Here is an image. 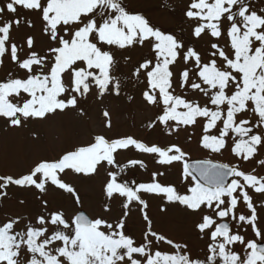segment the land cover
I'll list each match as a JSON object with an SVG mask.
<instances>
[{"label": "snow or ice", "instance_id": "obj_1", "mask_svg": "<svg viewBox=\"0 0 264 264\" xmlns=\"http://www.w3.org/2000/svg\"><path fill=\"white\" fill-rule=\"evenodd\" d=\"M182 16L187 34L161 29L126 0H0V67L7 61L16 69L0 79V119L8 128L69 111L86 121L83 104L90 96L102 102L124 94L131 102L136 97L125 90L137 89L155 110L149 129L162 126L168 137L184 132L209 154L190 163L179 143L161 146L95 132L24 173L0 174V201L15 188L32 192L40 208L0 218V264H264V228L250 194L264 197V175L256 167H264V0H186ZM30 17L40 24L43 47L35 34L20 41L13 36L22 24L35 28ZM193 40L204 41V49L197 50ZM137 47L147 54L135 62L118 55ZM102 117L110 130L106 107ZM130 150L152 156L159 166L150 182L125 178L129 168H147L141 159L118 161L120 152ZM226 151L236 163L212 158ZM253 161L250 171L242 168ZM176 164L183 191L158 179ZM101 172L106 202L89 216L64 177ZM50 191L70 196L71 214L51 205ZM142 193L162 199L161 212L173 206L192 218L204 241L202 256L186 241L154 230ZM116 201L121 211L113 216ZM133 207L145 223L139 241L127 228Z\"/></svg>", "mask_w": 264, "mask_h": 264}, {"label": "rangeland", "instance_id": "obj_2", "mask_svg": "<svg viewBox=\"0 0 264 264\" xmlns=\"http://www.w3.org/2000/svg\"><path fill=\"white\" fill-rule=\"evenodd\" d=\"M126 2L131 10L142 12L154 25L161 29L173 31L177 34H187L188 25L183 22L182 16L186 0H126ZM254 2L261 4V0H254ZM21 18L23 19V16ZM30 18L34 20L35 28L28 29L22 24L19 31L13 32V36L17 41H20L26 34H35L37 46L43 47L46 41L40 36V24L34 17ZM192 43L196 45L199 51H202L205 47L202 40H193ZM146 54L147 49L139 47L122 54L118 53V55H130L133 62L141 59ZM121 66H124L123 60H121ZM8 70L16 72L15 67L6 61V67H0V79L5 77ZM125 91L136 98L129 102L126 95L122 94L119 98L106 96L100 102L90 96L83 104L88 110V119L86 121L80 120L75 113L69 111L48 121H29L26 127L12 129L8 128L5 122L0 119V174L24 173L39 159H54L66 148L85 143L89 139L90 134L95 132H105L107 136L113 138L131 135L149 144L159 143L161 146L169 142H175L183 145L185 150L190 153V160L209 158V154L198 147L196 137H193L189 143L184 132L168 137L162 130V126L149 129L147 124L153 119L155 110L147 107L142 102L137 89H126ZM105 107L110 112L112 119V128L110 130L103 128L102 109ZM196 131L198 136L199 129ZM212 158L222 162H237L235 157L231 156L227 151L223 156L216 155ZM259 158L262 157L258 156L257 159ZM117 159L121 164L126 163L129 159H141L146 163V169H141L137 166L126 170L125 178L130 183L131 181L138 183L150 182V173L159 167L155 164L152 156L141 154L134 150L120 152ZM241 166L244 170L250 171L256 165L253 161L242 163ZM180 167L179 164H176L167 168L165 176L158 177V179L162 183H175L183 191L179 181ZM256 167L257 174L264 175V167ZM64 179L76 187L83 201V210L89 216H95L101 211L102 205L106 202V198L102 194L103 172H101V175L92 178L69 173ZM250 194L253 195L261 217L260 226L264 228V208H261V202L264 201V197L259 194ZM141 195L143 199L148 201L149 208L147 211L153 220L154 230L166 234L174 240L186 241L194 253L203 255L201 250L204 248V241L199 240L193 230L192 218L185 216L183 212L173 206H167L168 210L161 212L160 208L164 206L162 199L150 194L142 193ZM19 199H24L27 202L26 205L20 206L17 203ZM47 199L53 207L63 206L71 214L73 203L68 194L50 191ZM243 210L247 211L246 209ZM38 211H40L39 203L32 192L29 191L11 188L9 190V198L0 201V218H3L5 214L32 215ZM120 211L119 201L113 202L112 215H119ZM127 228L128 232L138 241L141 239L145 223L135 207H133L132 214L127 221ZM247 238H252L250 230L247 233ZM164 250L171 251L168 248Z\"/></svg>", "mask_w": 264, "mask_h": 264}, {"label": "water", "instance_id": "obj_3", "mask_svg": "<svg viewBox=\"0 0 264 264\" xmlns=\"http://www.w3.org/2000/svg\"><path fill=\"white\" fill-rule=\"evenodd\" d=\"M195 160H197V159H194V160H189V162L191 163V162H193V161H195ZM87 214V213H86ZM88 215V214H87Z\"/></svg>", "mask_w": 264, "mask_h": 264}]
</instances>
